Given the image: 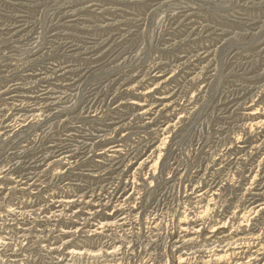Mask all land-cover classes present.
Returning a JSON list of instances; mask_svg holds the SVG:
<instances>
[{
  "label": "rangeland",
  "instance_id": "rangeland-1",
  "mask_svg": "<svg viewBox=\"0 0 264 264\" xmlns=\"http://www.w3.org/2000/svg\"><path fill=\"white\" fill-rule=\"evenodd\" d=\"M263 122L264 0H0V264H264Z\"/></svg>",
  "mask_w": 264,
  "mask_h": 264
},
{
  "label": "bare ground",
  "instance_id": "bare-ground-1",
  "mask_svg": "<svg viewBox=\"0 0 264 264\" xmlns=\"http://www.w3.org/2000/svg\"><path fill=\"white\" fill-rule=\"evenodd\" d=\"M194 16V15H193ZM186 22V21H185ZM173 25V24H172ZM94 28V27H93ZM92 29V28H91ZM67 34V33H66ZM170 36V35H169ZM183 43V42H182ZM49 53V52H48ZM109 56V55H108ZM175 61V60H174ZM69 62V61H68ZM210 63V62H209ZM205 64V63H204ZM27 65V64H26ZM160 72V71H159ZM78 73V72H77ZM154 78V77H153ZM42 79V78H41ZM30 92H32V91H30ZM27 93V92H26ZM105 93V92H104ZM205 93V92H204ZM228 93V92H227ZM35 94V93H34ZM160 97H162V96H160ZM164 98H165V96H164ZM168 98V97H167ZM170 98V97H169ZM168 98V99H169ZM43 99V98H42ZM143 100V99H142ZM162 100L163 99H159L158 101H161L162 102ZM193 100V99H192ZM179 101V100H178ZM58 102V101H57ZM96 104V103H95ZM219 104V103H218ZM131 105H133V106H144L143 104L142 105H139L138 104V102L136 103V102H133V103H131ZM163 105V104H162ZM161 105V106H162ZM166 105V104H165ZM160 106V105H159ZM163 107V106H162ZM47 108V107H46ZM99 108V107H98ZM140 110H141V112H140V114L139 115H143V116H148V119H150V116H151V114H152V109H145V108H140ZM60 111V110H59ZM156 112V111H155ZM254 113V112H253ZM48 114V113H47ZM106 114V113H105ZM7 116V115H6ZM248 116H253V114L252 113H250ZM247 116V117H248ZM255 116V115H254ZM34 117V116H33ZM31 118V117H30ZM254 118H256V117H254ZM257 119V118H256ZM37 120V119H36ZM49 120V119H48ZM252 120V119H251ZM250 120V121H251ZM263 120V119H262ZM261 120V121H262ZM46 121V120H45ZM54 121V120H53ZM253 121V120H252ZM255 121V120H254ZM254 121H253V123H254ZM261 121H259V122H261ZM259 122H258V124H259ZM252 123V124H253ZM264 123V122H263ZM251 124V125H252ZM258 124H256V122H255V124H254V126L256 127ZM259 126V125H258ZM253 127V126H252ZM260 127V126H259ZM169 129H170V126H166L165 128H163L161 131H162V135H165L167 132H169ZM65 131V130H64ZM16 132V131H15ZM85 134V133H84ZM108 134V133H107ZM37 136V135H36ZM168 136V135H167ZM46 137V136H45ZM127 137V136H126ZM220 137V136H219ZM33 139V138H32ZM168 141V140H167ZM237 141V140H236ZM106 142V141H105ZM163 142H164V140L163 141H161V143L159 144V145H157L156 147H155V149H153V151H152V153H151V155H149V157H147V158H145L144 160H143V162L142 163H140L139 165L141 166L142 164H148V162H150L151 160H152V158L154 157L153 155L154 154H156V153H159V152H161V149H162V146H163ZM45 143V142H44ZM167 143V142H166ZM156 145V144H155ZM4 146V145H3ZM56 147V146H55ZM253 147V146H252ZM119 148V147H118ZM54 149V148H53ZM61 149V148H60ZM67 149V148H66ZM235 150V149H234ZM258 150V149H257ZM102 151V150H101ZM121 152V150H119V149H117V146H113L112 147V151H111V153H114V154H119ZM66 154H68V152L66 151V150H64L63 152H61L59 155H64L66 158H67V156H66ZM116 156V155H115ZM64 157V158H65ZM62 158V157H61ZM63 158V160H65ZM112 158V157H111ZM60 159V158H59ZM91 159V158H90ZM62 160V159H61ZM59 161V160H58ZM211 161V160H210ZM60 162V161H59ZM260 162V161H259ZM69 163V162H68ZM159 163V162H158ZM150 164V163H149ZM15 165V164H14ZM143 165V166H144ZM154 165V164H153ZM41 166V165H40ZM98 168V167H97ZM13 170V169H12ZM85 171V170H84ZM107 171V170H106ZM62 173V172H61ZM80 176V175H79ZM32 183V182H31ZM51 183V182H50ZM207 190V189H206ZM15 192V191H14ZM97 193V192H96ZM23 195V194H22ZM202 195V194H201ZM214 195V194H213ZM79 198V197H78ZM196 198L198 199V195L196 196ZM212 198V197H211ZM214 198V197H213ZM47 199V198H46ZM102 199V198H101ZM239 200V199H238ZM98 201V200H97ZM212 201V200H211ZM16 202V201H15ZM21 202V201H20ZM57 202V206H55V207H58V208H60V210L62 211V210H64V208H66V206H68V205H71V204H73L74 203V201H72V200H66V198H64V199H59V200H57L56 201ZM55 202V203H56ZM95 202V201H94ZM43 203V202H42ZM15 205V204H14ZM127 206H128V204H127ZM133 206V205H132ZM134 207V206H133ZM208 207H209V205H204V206H202L201 208H204V210H202L203 212H206L207 210H208ZM41 209V208H40ZM200 209V208H199ZM132 210V209H131ZM212 210V209H211ZM264 210V203H262V204H258V205H256V206H254V207H252V208H250V210H249V213L250 214H258V213H260V211H263ZM133 211V210H132ZM132 211H129V212H132ZM248 212V211H247ZM196 213V212H195ZM198 213V212H197ZM197 213L196 214H194V215H197ZM204 214H202L201 216H203ZM207 215V214H206ZM199 216V215H198ZM200 216V217H201ZM200 217H197L196 216V218L197 219H193V220H189V219H187V220H183L182 221V225H181V227H180V229H179V233H180V235L176 238V240H175V242L173 243L174 244V247L176 246L177 247V245H179L178 247H179V249L180 248H182V249H184L185 248V246H194V247H190V249L191 250H193L194 248L195 249H201L200 251L201 252H203L204 250H208V252H207V255H208V253H211L206 259V261H205V264H210V263H212V262H214V263H219V264H228L229 262H230V260H233V259H235V257H237L238 256V253L237 252H235L236 250H241V249H243L245 246H244V244H245V240H246V238L247 237H243V236H237V235H235V236H233V235H231L230 234V236L229 235H224V232L223 231H220L223 227H212L211 228V230L208 232V233H206V234H204V235H202L203 234V232L205 231V225H204V222H202V220L200 219ZM187 218V217H186ZM189 218H191V217H189ZM205 218V217H204ZM120 220V219H119ZM121 221V220H120ZM111 223V222H110ZM103 224V223H102ZM112 224V223H111ZM162 224V223H161ZM221 225H223V224H221ZM240 225V224H239ZM104 227H106V226H111L110 224H107V223H105L104 225H103ZM1 227V226H0ZM165 229V228H164ZM178 229V228H177ZM219 231V232H218ZM63 233V232H62ZM116 234V233H115ZM125 235V234H124ZM176 235V234H175ZM182 235V236H181ZM216 235H221L220 237L221 238H218V237H216L215 238V236ZM40 237V236H39ZM259 237V236H258ZM204 238V239H203ZM202 240V243H201V240ZM214 239H215V241H214ZM249 239V238H248ZM247 239V240H248ZM159 240V239H158ZM199 240H200V245H198L197 243L199 242ZM246 240V241H247ZM142 241V240H141ZM250 241V240H249ZM224 242H225V247L227 248L226 250H223V245L221 246V244L223 243L224 244ZM83 243V242H82ZM247 244V243H246ZM245 244V245H246ZM197 245V246H196ZM214 245H216V246H214ZM252 245V244H251ZM212 246V247H211ZM233 246V247H232ZM244 246V247H243ZM89 247V246H88ZM175 247V248H176ZM177 247V248H178ZM176 248V249H177ZM189 249V250H190ZM194 249V250H195ZM188 249H187V251H189ZM53 251V250H52ZM70 251V250H69ZM120 251V250H119ZM177 251V250H176ZM217 252V253H216ZM219 252V253H218ZM81 253L82 252H75L74 250L73 251H71L70 252V254H75V255H81ZM113 252H110V251H108V253L107 254H109V255H113L112 254ZM119 253V252H118ZM197 253V252H196ZM206 253V252H205ZM87 254V253H86ZM203 254V253H202ZM95 255V254H94ZM259 255V254H258ZM194 256V252H189L188 254H186V253H184V255H182L181 254V256H179L178 257V259H176V260H178L177 261V264H192L191 262H190V259H192V257ZM251 257V258H250ZM258 256L256 255V254H253V255H251V256H249V260H247L246 262H241V264H257V262H258V258H257ZM194 258V257H193ZM202 258V257H201ZM196 259V258H195ZM203 259H204V257H203ZM242 260V259H241ZM109 261V260H108ZM145 261V260H144ZM192 261V260H191ZM234 261V260H233ZM232 262V261H231ZM239 262H240V260H239Z\"/></svg>",
  "mask_w": 264,
  "mask_h": 264
}]
</instances>
